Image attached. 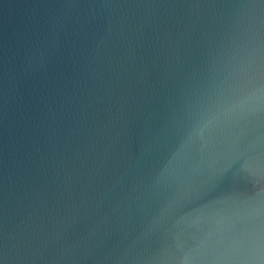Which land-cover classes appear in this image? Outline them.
I'll return each mask as SVG.
<instances>
[{
  "label": "water",
  "instance_id": "95a60500",
  "mask_svg": "<svg viewBox=\"0 0 264 264\" xmlns=\"http://www.w3.org/2000/svg\"><path fill=\"white\" fill-rule=\"evenodd\" d=\"M257 245L264 0H0V264Z\"/></svg>",
  "mask_w": 264,
  "mask_h": 264
},
{
  "label": "clouds",
  "instance_id": "9594fccd",
  "mask_svg": "<svg viewBox=\"0 0 264 264\" xmlns=\"http://www.w3.org/2000/svg\"><path fill=\"white\" fill-rule=\"evenodd\" d=\"M262 252H264V249H262L259 245L250 251L248 259L251 261V264H264Z\"/></svg>",
  "mask_w": 264,
  "mask_h": 264
}]
</instances>
